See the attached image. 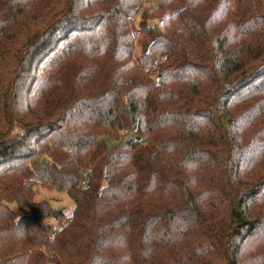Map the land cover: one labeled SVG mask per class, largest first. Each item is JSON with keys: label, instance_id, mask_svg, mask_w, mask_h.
Here are the masks:
<instances>
[{"label": "trees", "instance_id": "trees-1", "mask_svg": "<svg viewBox=\"0 0 264 264\" xmlns=\"http://www.w3.org/2000/svg\"><path fill=\"white\" fill-rule=\"evenodd\" d=\"M0 264H264V0H0Z\"/></svg>", "mask_w": 264, "mask_h": 264}, {"label": "rangeland", "instance_id": "rangeland-1", "mask_svg": "<svg viewBox=\"0 0 264 264\" xmlns=\"http://www.w3.org/2000/svg\"><path fill=\"white\" fill-rule=\"evenodd\" d=\"M139 50H140V45L137 44L135 54H134L135 56L138 55ZM34 199L36 201L47 199L48 201L51 202L52 206L63 209L66 215L70 214L74 207V202L72 201V199L68 196L66 192H58L54 189L46 188L44 186H39L37 188V193ZM54 222L55 221H52L51 223H54ZM61 224H63V222H61Z\"/></svg>", "mask_w": 264, "mask_h": 264}]
</instances>
